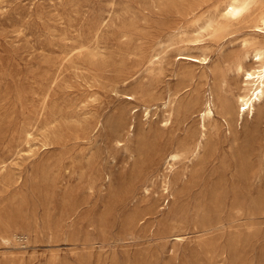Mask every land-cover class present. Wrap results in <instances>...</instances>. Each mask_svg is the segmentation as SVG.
Returning a JSON list of instances; mask_svg holds the SVG:
<instances>
[{
	"label": "rangeland",
	"instance_id": "1",
	"mask_svg": "<svg viewBox=\"0 0 264 264\" xmlns=\"http://www.w3.org/2000/svg\"><path fill=\"white\" fill-rule=\"evenodd\" d=\"M228 1L0 0V264H264V104L201 117L264 46Z\"/></svg>",
	"mask_w": 264,
	"mask_h": 264
},
{
	"label": "bare ground",
	"instance_id": "2",
	"mask_svg": "<svg viewBox=\"0 0 264 264\" xmlns=\"http://www.w3.org/2000/svg\"><path fill=\"white\" fill-rule=\"evenodd\" d=\"M247 5L248 3L246 0H229L223 7V15L229 19H237L243 14ZM259 21L261 25H264V17L260 18ZM211 24L212 20H210L208 25ZM255 26L258 25L256 24ZM179 53L182 54L184 58L188 57L194 61H206V58L208 57L207 54L203 53L201 55L193 56L181 52ZM249 55L254 62H257L256 65H243L239 60L241 57L237 56L236 61L230 66L226 68H223L222 66L214 71V86L208 89V95L205 97L204 106L201 109V117L203 121L204 118L212 117L214 114L213 97H216L219 100L221 115L230 119L237 117L242 120L244 113L249 114L252 117L255 114V107L264 104V46H252L249 52H244L243 56L246 57ZM231 71L241 77L238 86H230L227 82L226 75ZM128 96L129 98L133 97L129 94ZM229 100L233 102L230 110ZM145 109L146 114H148L149 108L145 107ZM202 126H204L203 123ZM179 156L178 152H171L169 154V157L172 160L179 158ZM164 188H167V186ZM4 240L8 241V237H4Z\"/></svg>",
	"mask_w": 264,
	"mask_h": 264
}]
</instances>
